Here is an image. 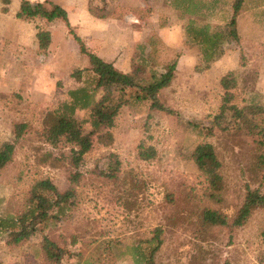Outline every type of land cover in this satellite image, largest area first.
<instances>
[{"label": "rangeland", "instance_id": "374dc122", "mask_svg": "<svg viewBox=\"0 0 264 264\" xmlns=\"http://www.w3.org/2000/svg\"><path fill=\"white\" fill-rule=\"evenodd\" d=\"M23 1L4 5L0 0V147L14 140L16 124L29 125L12 163L0 171V213L13 216L25 211L29 191L38 179L49 178L60 193L70 188L72 169L67 164L51 166L42 161L47 152L57 155L59 151L40 139L39 130L46 115L69 100L70 91L88 86L93 76L86 71L80 44L63 22L51 25L48 50L39 49L35 32L43 24L20 20L10 12L11 8L18 11ZM51 1L70 13L72 30L87 49L114 60L118 70L150 78L151 65L162 72L177 60L175 78L160 95L171 112H150L148 104L133 101L124 106L111 131L112 142L95 139L93 150L80 165L82 177L71 206L22 245L8 246L0 235V264H55L42 250L44 235L71 252L61 264H264V211L232 232L214 229L207 240L183 219L190 205L199 202L195 197L203 199L206 187L188 158L202 142L224 148L228 197L234 204L242 202L249 175L244 166L250 155L241 151L232 136L218 132L200 137L189 125L209 124L219 113L224 94L220 81L231 71L238 75L234 104L264 106V0H246L238 19L241 42L226 45L224 58L202 73L195 69L199 51L188 39L184 20L188 4L182 0ZM203 3L204 11L194 16L200 26L216 27L230 20L233 0ZM90 8H95L97 16ZM136 8H147L151 15L140 21L133 16ZM148 43H154L145 53L151 65L143 67L139 46ZM77 71L82 72L81 80L74 77ZM78 117L83 118L84 112ZM141 143L155 148L154 160L139 159ZM111 154L120 163L116 178L106 171ZM158 229L162 245L149 260L147 240ZM74 239L77 244L70 246ZM137 248L145 260L138 258Z\"/></svg>", "mask_w": 264, "mask_h": 264}, {"label": "trees", "instance_id": "16d2710c", "mask_svg": "<svg viewBox=\"0 0 264 264\" xmlns=\"http://www.w3.org/2000/svg\"><path fill=\"white\" fill-rule=\"evenodd\" d=\"M102 1L107 2V0ZM182 1L184 5L188 4L185 8L188 15L186 25L188 39L199 51L200 60L195 69L202 73L209 69L210 64L223 57L226 45L241 42L238 19L244 10L246 0H233L230 20L216 27L208 24L200 26L198 17L194 18L204 11L203 0ZM2 2L4 5L11 4V0H2ZM210 7L211 3L207 9ZM7 11L8 8H5L4 12ZM132 11L140 21L144 20L145 16L151 15L147 8H136ZM90 12L97 16L95 8H90ZM141 12L145 15H141ZM17 18L23 21L41 20L47 25L56 21L63 22L80 44L81 53L88 60L86 71L91 72L93 76L88 80V86L70 91L69 100L62 102L55 110L48 113L39 130L40 139L59 151L57 155L54 152H47L42 161L49 162L51 166L67 164L72 169L69 179L70 188L60 193L49 178L38 179L29 191L26 208L22 214L13 216L0 213V235L4 236L6 244L12 247L22 245L37 232L45 231L51 220L58 219L65 213V209L71 206L72 199L76 197L75 186L82 177L79 172L80 165L85 156L93 150L95 139L106 144L112 142L111 131L116 126V118L124 106L133 101L148 104L150 112H171L162 104L160 95L172 84L178 68L176 60L167 64L164 71L158 72L156 64L151 62L154 66L151 65L145 54L148 47L154 46V43H148L149 45L143 44L139 48L141 49V65L143 67L151 65L150 78L118 70L112 63L102 60L87 49L81 38L74 34L67 11L51 0L23 1ZM37 38L39 49L48 50L52 40L51 33L39 29ZM81 73L77 71L74 77L81 80ZM220 85L224 94L219 113L209 124H206L207 126L203 122H193L189 128L200 137H213L218 132L234 137V143L241 151L250 155L244 166L249 175L243 187L241 204H234L228 197L227 178L224 174L226 169L224 148L219 144L202 142L190 152L188 158L198 168L206 187L203 190L204 200L195 197L199 202L190 205L183 219L186 224L197 230L203 240H207L214 229L232 232L234 229L242 228L256 212L264 211V191H262L264 186V106L250 103L239 107L234 104L233 91L238 87L236 72H228L221 79ZM79 112H84L83 118L78 117ZM150 117L151 115L148 116ZM28 128L27 123L16 124L14 140L1 145L0 171L12 163L17 144ZM138 157L142 161H152L157 157V152L154 147L141 143L138 146ZM114 158L116 156L111 154L106 171L110 173L109 177L116 178L120 171V163ZM97 174L102 178L101 173ZM253 184L257 186L253 187ZM161 233L162 230L158 229L156 236L147 240V244L151 247L149 260L154 259L162 245L159 239ZM261 235L264 237V221ZM76 244L77 240L74 239L70 246ZM42 250L50 263L61 264V260L66 255L68 259L71 256L69 250L60 247L46 235H44ZM137 252L138 258L146 259L144 253L138 248Z\"/></svg>", "mask_w": 264, "mask_h": 264}, {"label": "crops", "instance_id": "0c3cea01", "mask_svg": "<svg viewBox=\"0 0 264 264\" xmlns=\"http://www.w3.org/2000/svg\"><path fill=\"white\" fill-rule=\"evenodd\" d=\"M59 4V3H58ZM13 5V4H12ZM60 5V4H59ZM64 9H65V7L64 6H62ZM12 9V8H11ZM10 9V12H12V13H16L17 14V12L20 10V8H19V10L18 11H14L13 12V10H11ZM66 10V9H65ZM67 11V10H66ZM68 13V15H69V20H70V13L69 12H67ZM134 16V15H133ZM84 17H87V18H89L85 13H84ZM135 17V16H134ZM187 19L188 18H184V20H185V22H187ZM42 24H43V29L44 30H46V31H48V32H50L51 33V25H53L54 23H56V22H58V21H56V22H54V23H51V24H49L48 26H47V24L45 23V22H43V21H41V20H39ZM96 24H97V22H96ZM38 31H39V29H38ZM38 31L36 30V32H35V40H36V42L38 43V47H39V42H38V38H37V34H38ZM51 36H52V34H51ZM24 37H26V36H24ZM95 53V52H94ZM95 55H97L99 58H101L102 60H104V61H106V62H108V63H112V64H114L113 63V61L114 60H112V59H104V58H102V54L101 53H97V54H95ZM224 58V57H223ZM85 59H86V65H87V67H88V60H87V58L85 57ZM121 71V70H120ZM123 72V71H122ZM124 73H129V72H124Z\"/></svg>", "mask_w": 264, "mask_h": 264}]
</instances>
